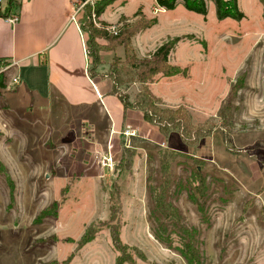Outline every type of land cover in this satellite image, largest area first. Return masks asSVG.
Here are the masks:
<instances>
[{
    "label": "rangeland",
    "instance_id": "1",
    "mask_svg": "<svg viewBox=\"0 0 264 264\" xmlns=\"http://www.w3.org/2000/svg\"><path fill=\"white\" fill-rule=\"evenodd\" d=\"M140 1L143 4L111 2L105 8L106 22L122 27L156 20L144 34L132 38L131 46L141 58L180 37L171 63L188 75L161 79L152 86L153 92L169 107L185 106L194 124L212 119L218 126L196 145L182 142L177 131L170 137L172 132L165 136L156 129L148 134L146 129L126 126L103 150L96 147L95 135L82 130L81 119L57 118L54 124L60 123L43 151L0 145V264H116L118 252L107 228L111 207L118 212L113 224L137 264H189L175 249L181 242L175 233L180 226L173 227L170 242L156 235L152 187L166 184L163 165L168 166L170 201L179 211L180 223L190 230L202 264H264L262 4L241 0L246 16L236 20L218 19L213 0H206V16L182 3L155 12L154 0L148 14L149 0ZM84 12L82 8L78 17ZM97 21L102 26L103 20ZM100 42L109 44L105 39ZM102 55L109 60L100 73L108 70L114 57L125 59L126 49L116 45ZM137 89L132 84L125 91L134 96ZM233 89L225 124L221 111ZM92 119L98 129L106 130V118ZM107 153L114 159L113 169L102 163ZM58 155L57 165L52 161ZM194 187L201 190L196 200L191 197ZM88 228L96 236L83 244Z\"/></svg>",
    "mask_w": 264,
    "mask_h": 264
},
{
    "label": "crops",
    "instance_id": "2",
    "mask_svg": "<svg viewBox=\"0 0 264 264\" xmlns=\"http://www.w3.org/2000/svg\"><path fill=\"white\" fill-rule=\"evenodd\" d=\"M17 1L18 22L12 23L0 15V76L4 77V85H0V145H16L17 150L26 152L43 151L60 123L54 124L53 119L57 118L73 122L76 117L81 119L82 130L86 128L95 135L96 147L100 145L103 150L109 142L119 139V132L126 126L146 129L148 134L156 132L157 126L147 122L141 110H125L121 99L111 93L113 82L109 78L95 80L89 76L85 37L79 23L72 19L79 0ZM1 2L6 6L7 0ZM149 3L148 14L152 11L151 0ZM98 18L109 21L106 11ZM108 60L101 68H106ZM4 66L9 68L3 71ZM15 76L19 82L12 85ZM165 78L168 79H161ZM80 111L84 113L77 115ZM93 115L107 119L105 131L97 128ZM63 126L68 128L66 122ZM100 133L104 135L98 137ZM174 133L177 132L170 133V137ZM55 159L52 162L59 164V155Z\"/></svg>",
    "mask_w": 264,
    "mask_h": 264
},
{
    "label": "trees",
    "instance_id": "3",
    "mask_svg": "<svg viewBox=\"0 0 264 264\" xmlns=\"http://www.w3.org/2000/svg\"><path fill=\"white\" fill-rule=\"evenodd\" d=\"M84 2L86 0H79ZM115 0H99L95 5L87 2L83 8L85 12L81 17H78L79 26L85 37L86 52L89 59L88 73L91 78L100 76L109 78L113 84L111 93L116 94L122 101L125 110L139 109L143 112L147 122L157 126L159 131L169 136L172 131L179 132L182 141L187 145H196L200 139L209 136L218 126L214 120H207L202 123L194 124L190 111L183 105L178 107H169L163 104V101L152 90L151 85L159 81L163 77L171 78L178 75L187 76L185 68L171 63V53L176 44L180 41V37L170 39L161 43L153 52L149 53L145 58L139 57L132 48V38L138 33L156 24V20L147 22L145 26L138 25H123L117 35L110 33L107 27L109 24L106 21L100 22L102 26H97L93 20V14L97 18L105 11V8ZM216 5V15L218 19L233 18L241 20L245 18V13L241 11L238 5V0H213ZM263 6L264 16V0H260ZM159 7L166 10H173L182 3L187 9L201 13L206 16L208 7L206 0H156ZM79 5V2H78ZM20 3L17 0H7L6 6L2 5L0 0V15L9 18L12 15L18 14ZM100 39L108 40L109 44H103ZM112 44V45H110ZM116 45H124L126 49V58L121 59L114 57V60L109 63L106 72H99L105 64L102 53L114 50ZM137 85V93L132 96L130 92L125 91L128 85ZM0 85H4V77L0 76ZM237 85V84H236ZM125 87V89H124ZM234 88V87H233ZM235 89L231 91L227 97V106L222 109V119L225 124H228L230 119V102ZM230 136V135H229ZM228 141L231 138L228 137ZM165 184L164 186L152 187L154 219L158 224L157 237L164 242H170L173 227L180 226L179 230L175 231L180 237L181 242L175 246V249L186 259L189 264H202L201 255L190 241L191 233L188 228L181 224V217L177 207L170 201L168 195V185L170 181L168 166L163 165L162 168ZM201 193V190L194 187V192L191 194L193 200ZM117 210L111 207V217L109 226L112 238V245L118 252L116 264H137L136 259L127 251V246L122 242L120 229L113 224L114 219H117ZM121 213V212H120ZM96 233L91 232L88 228L82 238L83 244L92 241ZM190 238V239H189ZM144 257V256H143Z\"/></svg>",
    "mask_w": 264,
    "mask_h": 264
},
{
    "label": "built area",
    "instance_id": "4",
    "mask_svg": "<svg viewBox=\"0 0 264 264\" xmlns=\"http://www.w3.org/2000/svg\"><path fill=\"white\" fill-rule=\"evenodd\" d=\"M87 2H88V0H87V1H84V2H79V5L75 8V11H74L73 14H72V19H73L74 21L78 22V14L80 13L81 9L83 8V6H84ZM159 8H161V7H159V6H158V7H155V12L161 10V9H159ZM8 19H9L10 22H12V23H16V22L19 21L20 16H19V14H15V15L10 16ZM93 20H94V23H95L97 26H100V24H99L98 21H97V16H96V14H93ZM120 27H121V26H120L119 23H114V24L112 23L111 25H109V26L107 27V29H108V31H109L110 33H112V34H114V35H117V34L119 33V31H120ZM8 68H9L8 66H4L3 71H6ZM18 82H19V78H18V76L13 77V79H12V85L17 84ZM126 133H127V132H126ZM102 163H103V165H104L105 167H107V168H109V169H113L114 166H115V162H114V159H113L112 155H110V154H108V153H107L106 155H104L103 160H102Z\"/></svg>",
    "mask_w": 264,
    "mask_h": 264
}]
</instances>
